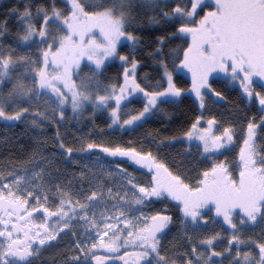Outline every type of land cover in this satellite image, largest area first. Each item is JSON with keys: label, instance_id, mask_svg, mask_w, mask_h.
Wrapping results in <instances>:
<instances>
[{"label": "snow or ice", "instance_id": "obj_1", "mask_svg": "<svg viewBox=\"0 0 264 264\" xmlns=\"http://www.w3.org/2000/svg\"><path fill=\"white\" fill-rule=\"evenodd\" d=\"M147 13L172 30L139 35L154 31L144 28ZM5 15L21 27L9 41L0 21V119L53 125L56 152L0 162V264H264V0H25ZM177 39L184 43L173 46ZM145 47L161 70L155 83L147 72L138 78ZM112 59L121 70L105 76ZM183 68L189 88L175 79ZM221 72L258 101L259 115L203 114L209 98L229 102L211 79ZM134 93L146 102L128 109ZM187 93L202 111L179 138L97 139L104 130L94 125L69 140L61 131L68 109L75 118L89 108V118L110 112L109 131L134 130ZM184 138L203 158L165 162L161 148ZM170 226L179 230L171 241Z\"/></svg>", "mask_w": 264, "mask_h": 264}, {"label": "trees", "instance_id": "obj_2", "mask_svg": "<svg viewBox=\"0 0 264 264\" xmlns=\"http://www.w3.org/2000/svg\"><path fill=\"white\" fill-rule=\"evenodd\" d=\"M37 2H42V0H37ZM25 0H0V21L7 19V25L11 30L9 36L6 37L7 40L13 41L15 39L14 34L21 27L20 21L15 17H6V10L11 8L13 4L23 7ZM139 11V10H138ZM158 15L156 13H147L144 17L145 29H153L154 31H139L138 34L142 37H151L152 35L163 34L164 32H170L172 29L167 25L149 24L147 22V16ZM183 39H177L172 42L173 46L183 44ZM122 51H127L131 45L128 43L124 44ZM147 47L137 51V58L143 61V67L138 69V78L143 76L145 72L149 73L148 79L155 83L156 80L160 79L161 70L159 67L153 63V60L146 55L149 51ZM121 70V63L119 61H112L108 64L105 70V76H113ZM176 82L185 88L191 86V77L182 70H177L175 74ZM213 86L219 90L225 89L224 81L218 79H212ZM231 97L234 105L240 104V99L237 98L235 92L231 93ZM181 102L171 105H165L166 113L164 115L157 114L154 117H150L142 124V126L136 127L134 130L119 131L112 130L109 131L108 125L111 123L109 120V114L107 112H97L94 118H89L88 113L92 111L91 108L88 112L84 113L77 120H71L68 117L67 123L61 128L64 133H69V140H74L77 136H87L90 132L94 131V125L98 128L104 130L103 137L100 136L99 132L96 133L97 139H113L117 141L121 140H138L142 143H151L148 140V136L151 134L156 139H164L169 136L181 137L183 131L187 130L189 126V121L195 115L201 114V109L199 107L198 101L194 99L189 94L180 98ZM144 101L141 99H133L132 104L128 105L129 109L135 107L140 108ZM0 129H7L4 134L6 137L5 142L12 138L6 144L0 142V162L6 160H26L33 150L38 151L40 146L43 144L51 145L54 152H56L55 141L52 139L55 128L51 124H46L43 130L36 128L35 126L25 125L20 121L5 122L0 119ZM18 132L23 135L22 138H13L12 133ZM159 132V136L156 133ZM4 135L0 133V138H4ZM68 142V141H66ZM4 143V142H3ZM78 146V145H77ZM42 147V146H41ZM182 144L179 142H172L161 148L160 154L163 159L178 160L179 155H182L183 148Z\"/></svg>", "mask_w": 264, "mask_h": 264}, {"label": "flooded vegetation", "instance_id": "obj_3", "mask_svg": "<svg viewBox=\"0 0 264 264\" xmlns=\"http://www.w3.org/2000/svg\"><path fill=\"white\" fill-rule=\"evenodd\" d=\"M219 90V89H217ZM259 90V88H258ZM225 93V95L228 97V103H220V104H214L212 102V100L209 98L210 100V105L209 106H206L208 111L207 112H204L203 114L206 115V116H210V112H212V109L214 108H232V107H235V109H239L241 112H244V113H248L249 115L255 113L257 115L260 114V108L261 106L259 105L258 101H249L248 99H246L245 97V94L243 93V89L242 87H239V88H236L235 86L233 87L232 85L229 86V87H225V89L221 90ZM235 92L237 98L240 99V104L239 105H234L233 103V100L231 97V93ZM202 111V110H201ZM201 126H206L203 122L201 124ZM182 144V148H183V153L182 155H179L178 159H181V158H187L189 160H192L193 162H196L198 159H202L203 157H200L198 155L193 154L191 157H185V153L189 150L190 146L191 145H195V148H197V144L195 142H189V140L187 138H184L182 142H179ZM240 147H242V140L241 138L238 136L236 137V140L231 144L229 145L228 147V150L224 153L225 155L229 156L230 158L231 157H238V154H239V149ZM199 151V150H198ZM197 151V152H198ZM195 152L192 151V153ZM79 159V157H78ZM85 160L88 159V158H84ZM169 160V159H168ZM167 159H165V162L168 161ZM121 161H114V163H120ZM126 167L128 166L127 164L125 165ZM57 167L63 169L64 168V163H63V160H61ZM74 165H72L71 163H68L67 165V170L68 171H71L73 169ZM134 169H131L130 168V171H133ZM140 173H138L139 175ZM152 208H155V209H160L162 207V205L160 203H157L155 201H153V204L151 205ZM168 207L169 208H172L173 209V213L175 212V202H172V203H169L168 204ZM178 228L176 226H170V231L168 232V236H167V239L168 240H173V238L177 237L178 236ZM255 231H259V228H256ZM67 239V238H65ZM62 247V244L61 245H57L56 248H52V249H49L47 252H45L44 256L45 257H48L50 254L52 253H55L57 248H60ZM221 247H223V245H221ZM55 259L59 260L60 257L59 256H56ZM37 264H40L39 261H37Z\"/></svg>", "mask_w": 264, "mask_h": 264}, {"label": "rangeland", "instance_id": "obj_4", "mask_svg": "<svg viewBox=\"0 0 264 264\" xmlns=\"http://www.w3.org/2000/svg\"><path fill=\"white\" fill-rule=\"evenodd\" d=\"M125 43H128V44H130L128 41H122V44H125ZM112 61H119V60H117V59H112L111 61H109V63L110 62H112ZM120 63H122L121 61H119ZM179 70H182L183 72H185V73H187L188 75H189V77H191V71L189 70V69H187V68H183V69H179ZM211 79H218V80H221V81H224V83H225V87H229V86H235L236 88H239V87H241L240 85H239V83L238 82H234V81H230V80H228V79H226L225 78V75H224V73H218V74H215L214 73V75H213V77L211 78ZM187 94H189V95H191L192 97H194V99L196 100V101H198V98L195 96V93H187ZM134 95V99H141V100H143L144 101V98H143V95L142 94H138V93H134L133 94ZM144 102H146V101H144ZM210 105V100L208 99L207 101H206V106H209ZM130 107H128V109H129ZM229 109H231V110H233V111H236V109H235V107H230V108H228V107H226V108H214V109H212V112H210L209 114L210 115H218L219 116V114L221 113V112H225L226 110H229ZM108 114H109V116H110V112H107ZM66 116H69V118L71 119V120H77L78 118H80V116L78 115V116H76L75 118L73 117V114H72V112H71V110L70 109H68L67 111H66ZM113 129L114 130H119V131H127V130H125L123 127H120V128H115V126H113ZM7 129H4V130H1L0 129V133L1 134H3L4 136V138H0V142L2 143V144H6L7 142H9L10 140H12V138H9V140L7 141V142H5L4 141V139H5V137H6V134H4L5 132H7L6 131ZM12 135H13V138L15 137V138H17V139H20V138H22L23 137V135L22 134H20V133H18V132H13L12 133ZM4 142V143H3ZM42 146V147H41ZM40 146V148H39V150L38 151H41V150H43V144ZM45 148H47V152H44L43 154L44 155H47L48 154V152H54V150H53V148H52V146L51 145H46V144H44V149ZM190 150L191 151H194L195 150V152H193V154H195L196 153V155H198L199 156V151H198V148H195V145H191L190 146ZM198 151V152H197ZM139 175H144V173H140Z\"/></svg>", "mask_w": 264, "mask_h": 264}]
</instances>
